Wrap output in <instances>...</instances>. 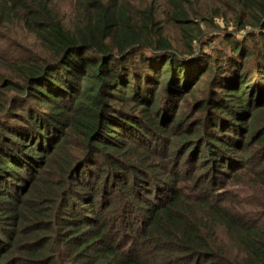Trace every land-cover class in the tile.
Masks as SVG:
<instances>
[{"label":"trees","instance_id":"trees-1","mask_svg":"<svg viewBox=\"0 0 264 264\" xmlns=\"http://www.w3.org/2000/svg\"><path fill=\"white\" fill-rule=\"evenodd\" d=\"M0 264H264V0H0Z\"/></svg>","mask_w":264,"mask_h":264},{"label":"rangeland","instance_id":"rangeland-1","mask_svg":"<svg viewBox=\"0 0 264 264\" xmlns=\"http://www.w3.org/2000/svg\"><path fill=\"white\" fill-rule=\"evenodd\" d=\"M15 32L12 33V38L15 36ZM28 40V39H27ZM29 43V41L27 42ZM26 43V44H27ZM7 47L6 44H3L1 46V50H4ZM10 54V52L8 53ZM238 157L242 158L241 154H237ZM251 168H248V170L245 173H238V175L236 176L239 180H235L233 182L230 183V186H234L233 189L241 195H249L250 191L252 192L250 186H249V181H252V173H249V170Z\"/></svg>","mask_w":264,"mask_h":264},{"label":"clouds","instance_id":"clouds-1","mask_svg":"<svg viewBox=\"0 0 264 264\" xmlns=\"http://www.w3.org/2000/svg\"><path fill=\"white\" fill-rule=\"evenodd\" d=\"M240 35L241 36L246 35V32H244V30H242L241 33H240Z\"/></svg>","mask_w":264,"mask_h":264}]
</instances>
